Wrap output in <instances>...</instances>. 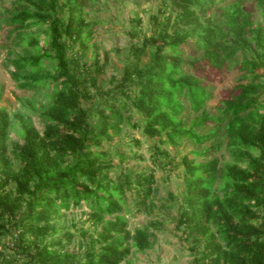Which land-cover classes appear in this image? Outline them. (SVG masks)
Instances as JSON below:
<instances>
[{
  "label": "trees",
  "instance_id": "trees-1",
  "mask_svg": "<svg viewBox=\"0 0 264 264\" xmlns=\"http://www.w3.org/2000/svg\"><path fill=\"white\" fill-rule=\"evenodd\" d=\"M86 1L15 0L2 18V24L14 27L9 35L16 32L15 46L27 41L35 50L21 55L8 50L18 87L51 85L53 90L51 102L31 110L42 129L21 121L22 139L16 144H11L12 115L0 107V238L10 236L15 252L8 256L0 250V263L123 264L132 248L150 247L148 228L132 234L124 214L131 213L128 194L138 209L155 208V170L110 176L117 170L110 148H117L115 139L128 127L154 141L155 169L171 165L167 147L177 152L187 139L197 145L212 142L193 152L202 157L229 147L233 161L223 167L219 158H182L176 229L191 243L193 264H264V0L225 6H218L223 0H163L151 17L149 36L132 30L137 41L110 89L100 82L109 54L101 63L96 51L88 62L95 22L86 16ZM247 2L260 20L245 8ZM36 27L45 30V46L30 33ZM190 44L202 51L200 58L185 59ZM200 59L217 69L240 65L250 79L223 102L219 115L206 108L208 88L184 71ZM48 63L53 73L45 70ZM184 99L199 113L189 127ZM208 122L214 128L207 133L195 130ZM83 203L102 227L85 252L76 253L66 249L75 235L55 220L62 209ZM82 235L88 238L84 230Z\"/></svg>",
  "mask_w": 264,
  "mask_h": 264
},
{
  "label": "rangeland",
  "instance_id": "rangeland-1",
  "mask_svg": "<svg viewBox=\"0 0 264 264\" xmlns=\"http://www.w3.org/2000/svg\"><path fill=\"white\" fill-rule=\"evenodd\" d=\"M14 1L0 0V107L6 108L12 115L11 144L21 141L22 122L42 129L39 117L31 110L34 109L38 112L51 102L53 90L51 85L32 90L20 89L11 76L13 67L10 65L8 50L13 49L14 54L17 55L35 51L27 41L15 46L16 32L9 35V31L13 30L14 27L2 24L3 16L12 9ZM234 1L223 0L218 3V6H225ZM163 5V0H87L85 2L86 16L90 21L95 22L94 37L89 43L88 62L93 61L96 51L101 63L105 62V53L109 54V64L100 76V82L105 84L106 89L112 87L109 83L112 77L118 78L120 76L128 56L129 47L137 41V38L131 36L132 30H138L140 37L149 36L153 26L151 17L157 14ZM244 5L246 9L253 10L254 20H260V12L253 9V3L247 2ZM137 18L140 20L138 25L133 21ZM30 33L39 40L40 46H45L43 27L32 28ZM184 56L186 60H191L193 57L200 58L202 51L190 44L186 47ZM241 58L242 56L239 54L237 59L241 60ZM45 70L54 72L49 63ZM184 71L200 79L203 85L208 88L211 97L206 103V108L210 113L216 115L220 114L223 102L238 93L237 86L250 81L249 77H244L246 71L242 70L240 65L217 69L202 59L193 66H186ZM262 99H264V95ZM184 102L187 106L184 116L187 118V126L189 127L199 113L190 108L188 101L184 99ZM19 114L23 116L17 118L16 116ZM134 120H139V117L135 116ZM213 126L212 122H208L205 127H196L195 130L200 134H205L214 128ZM134 140L139 141L140 144H136ZM153 142L145 138L140 131L126 127L121 139L116 138L114 141L117 148H110L113 155L112 161L117 168L110 173L113 179H118L122 173L143 172L148 174L149 170L153 169L156 178L153 197L155 208L153 210L138 209L132 204V198L128 194L131 213L124 214V216L128 221L129 230L133 234L138 228H148L151 234V245L144 251L132 248L131 254L123 264H193L194 255L190 251L191 243L186 240L181 231L176 229L178 206L184 189V168L181 160L185 155H189L190 158H197L198 161L219 158L220 165L223 167L233 161V156L227 145H223L218 152L207 151L204 157L194 155V151L203 152L211 146L212 142L197 145L187 139L182 142L177 152L167 147L174 158L171 165L166 168L159 166L155 169L151 160L150 149ZM116 150L125 156L123 161ZM216 186L218 193L221 194L222 182L219 181ZM91 212L92 207L83 203L77 207L62 209L60 216L56 218L57 226L69 227V231L75 235L71 244L66 248L68 251L85 252L89 239L95 238L97 232L101 230L102 224L91 219ZM108 218L106 217V219ZM83 230L87 233L88 238L82 235ZM0 250L7 252L8 256L14 255L10 236L0 238ZM23 263L24 260L21 259L16 264Z\"/></svg>",
  "mask_w": 264,
  "mask_h": 264
}]
</instances>
